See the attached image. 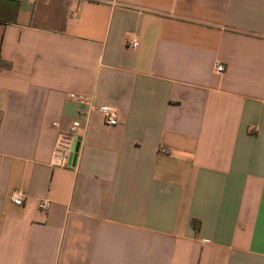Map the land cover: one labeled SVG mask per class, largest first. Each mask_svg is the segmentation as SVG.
I'll return each instance as SVG.
<instances>
[{
  "label": "crops",
  "instance_id": "crops-1",
  "mask_svg": "<svg viewBox=\"0 0 264 264\" xmlns=\"http://www.w3.org/2000/svg\"><path fill=\"white\" fill-rule=\"evenodd\" d=\"M0 264H264V0H0Z\"/></svg>",
  "mask_w": 264,
  "mask_h": 264
},
{
  "label": "built area",
  "instance_id": "built-area-1",
  "mask_svg": "<svg viewBox=\"0 0 264 264\" xmlns=\"http://www.w3.org/2000/svg\"><path fill=\"white\" fill-rule=\"evenodd\" d=\"M126 45L135 47L138 44L136 37L128 35L125 38ZM222 64L216 65V71L223 70ZM68 96L74 100L83 102L86 104V108L79 111L80 115H83L86 119L89 118L92 112L97 111L101 114L103 122L107 126H115L118 124V110L113 106H97L90 96L78 93H69ZM80 121L74 120L69 125L68 129L63 132H59L54 142L51 152V164L54 166L69 167L70 155L72 153L73 143L80 140ZM9 200L16 204L22 205L26 200V193L22 189H14L8 196ZM50 202L48 200H40L38 202V208L42 211H46L49 208Z\"/></svg>",
  "mask_w": 264,
  "mask_h": 264
},
{
  "label": "water",
  "instance_id": "water-1",
  "mask_svg": "<svg viewBox=\"0 0 264 264\" xmlns=\"http://www.w3.org/2000/svg\"><path fill=\"white\" fill-rule=\"evenodd\" d=\"M77 150H78V141L73 143L72 153L70 155V162H73L75 160Z\"/></svg>",
  "mask_w": 264,
  "mask_h": 264
}]
</instances>
